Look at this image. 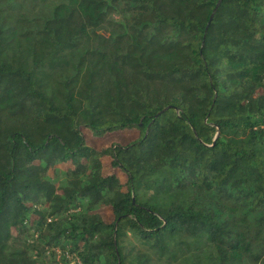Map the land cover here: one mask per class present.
<instances>
[{"label": "trees", "instance_id": "obj_1", "mask_svg": "<svg viewBox=\"0 0 264 264\" xmlns=\"http://www.w3.org/2000/svg\"><path fill=\"white\" fill-rule=\"evenodd\" d=\"M0 264H264V0H0Z\"/></svg>", "mask_w": 264, "mask_h": 264}, {"label": "rangeland", "instance_id": "obj_2", "mask_svg": "<svg viewBox=\"0 0 264 264\" xmlns=\"http://www.w3.org/2000/svg\"><path fill=\"white\" fill-rule=\"evenodd\" d=\"M86 135H87V137L88 138H90L91 139V135H90V133H88L87 131H86ZM135 136V133L133 132H130V133H127L125 136H124V139H125V141L126 140H128V139H130L131 137H134ZM114 139V137L112 136V135H107V136H105L104 138H101V139H98V140H91L92 141V143L93 144H95L96 146H101L102 144H105V143H110V142H112V140ZM60 179H62V175H61V178ZM102 213L105 215V217L108 219H111L112 218V215H111V212L109 211V210H107V209H102ZM43 242V241H42ZM60 255H61V252L60 251H58V252H56V258L57 259H60ZM54 254L52 253V252H47L46 251V254H45V260H49V261H52L53 259H54Z\"/></svg>", "mask_w": 264, "mask_h": 264}, {"label": "water", "instance_id": "obj_3", "mask_svg": "<svg viewBox=\"0 0 264 264\" xmlns=\"http://www.w3.org/2000/svg\"><path fill=\"white\" fill-rule=\"evenodd\" d=\"M219 4H220V2L218 3L217 7L219 6ZM217 7L214 9V12H213L212 15H211L210 21H212V19H213V17H214V14H215V12H216V10H217Z\"/></svg>", "mask_w": 264, "mask_h": 264}]
</instances>
